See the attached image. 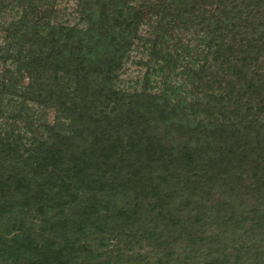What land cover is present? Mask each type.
Segmentation results:
<instances>
[{"label": "trees", "instance_id": "1", "mask_svg": "<svg viewBox=\"0 0 264 264\" xmlns=\"http://www.w3.org/2000/svg\"><path fill=\"white\" fill-rule=\"evenodd\" d=\"M55 7L0 0V264H264V0Z\"/></svg>", "mask_w": 264, "mask_h": 264}, {"label": "rangeland", "instance_id": "2", "mask_svg": "<svg viewBox=\"0 0 264 264\" xmlns=\"http://www.w3.org/2000/svg\"><path fill=\"white\" fill-rule=\"evenodd\" d=\"M55 2V8L57 14L53 22L64 23L69 25H78L83 27L80 19V15L77 13L78 0H53ZM14 17V12H7L0 19V22H9ZM149 32L148 28H143L141 34L146 35ZM0 44H4L3 35H0ZM148 63V55L142 48L133 49L130 53L128 61L124 63L122 72L119 77V87L124 90H130L131 88H138L140 81L143 78L146 70V64ZM159 81V79H157ZM158 90V87L156 88ZM155 89V90H156ZM41 118H44L48 122H51L54 116L53 111L41 108L38 109ZM1 123V121H0ZM17 129H23L25 125L23 123H16ZM148 252L142 250V253Z\"/></svg>", "mask_w": 264, "mask_h": 264}]
</instances>
